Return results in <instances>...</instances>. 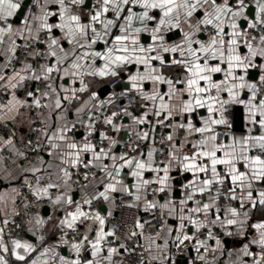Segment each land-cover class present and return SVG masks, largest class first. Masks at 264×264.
I'll use <instances>...</instances> for the list:
<instances>
[{
	"label": "snow or ice",
	"instance_id": "snow-or-ice-1",
	"mask_svg": "<svg viewBox=\"0 0 264 264\" xmlns=\"http://www.w3.org/2000/svg\"><path fill=\"white\" fill-rule=\"evenodd\" d=\"M0 56V68L12 69L11 74L0 70V92L10 96L6 101L0 96V123L15 124L22 116L19 123L28 129L19 137L24 151L15 146L18 129L0 136V146L13 154L15 159H8L18 170L13 176L5 168L0 180H21L37 201L63 207L62 216L49 214L45 220L37 215L29 221L34 228L50 224V236L60 233L57 244L29 259L37 251L32 243L11 239V248L5 243V218L0 252H10L19 264H126L133 254L132 264H146L145 253L147 264H180L181 257L184 264H215L207 254L224 244L213 228L230 237L231 229L242 235L248 226L257 233L249 243L260 251L245 244L240 252L252 258L251 264H264V220L247 224L253 210L264 211V0H0ZM93 82L111 85V94L101 98ZM18 89L25 91L23 99ZM84 93L88 98L69 119L73 101ZM120 98L127 103L118 105ZM134 102L142 109L138 115L129 110ZM236 105L245 112L240 135L233 130ZM108 108L116 110L103 111ZM200 109L205 115L193 123ZM177 116L179 121L167 123ZM124 117L131 123L117 122ZM101 119L113 133L131 130L135 140L129 135L118 141L100 131L94 143ZM35 121L40 127H32ZM157 128L171 131L157 141ZM80 129L83 135L77 139ZM177 130L185 134L179 143ZM157 142L165 147L156 148ZM28 152L37 154V162L17 164L28 160ZM173 169L190 174L180 183L178 198ZM38 173H47L48 179L41 183ZM125 177L131 182L125 183ZM73 184L80 185L79 200ZM52 189L59 192L54 199ZM117 192L130 198L122 207L139 209L142 203L152 219L142 221L133 212L130 227L127 219L112 223ZM16 195L15 187L0 191V202L15 205ZM104 203L106 212L97 209ZM145 225L154 227L153 233L145 235ZM61 245L69 247L68 256L57 251ZM189 249L194 255H188ZM0 264H9L4 255Z\"/></svg>",
	"mask_w": 264,
	"mask_h": 264
},
{
	"label": "crops",
	"instance_id": "crops-1",
	"mask_svg": "<svg viewBox=\"0 0 264 264\" xmlns=\"http://www.w3.org/2000/svg\"><path fill=\"white\" fill-rule=\"evenodd\" d=\"M33 11L38 12V8L33 7ZM15 26H17V25L14 23V27ZM169 35L171 36V34H169ZM172 39H178V36H172ZM17 43L22 44L23 41L18 39ZM43 47H44V45L39 44V48L41 50L43 49ZM3 63H4V57L0 56V66H2ZM14 64H15V68L17 70H19V68L21 67L20 63L14 62ZM0 70H2L3 72H5L7 74H11V72H12L11 68H0ZM76 86H78V85H76ZM91 87L94 90H97L101 93V98H105L106 96L111 94V91L109 92V90H108V88H111V87L107 83L93 82ZM147 87L150 88V85H147ZM161 88H162V90H164V89H166V86L162 85ZM104 89H105V91H103ZM111 90H113V88H111ZM16 94L18 97L23 99L25 96V91L23 89H18ZM8 98H10L9 95L7 96L6 99H8ZM87 98H88V94L84 93V94H81V98L79 101H73V103L71 105V110L68 113L69 119L75 118V114H76L75 109L77 107H79L84 102V100H86ZM44 102H46V101H44ZM116 103L118 105L122 106V105L126 104L127 102L123 98H120L116 101ZM236 106L243 107L242 105H236ZM111 110H116V109L108 108V109H105L103 111L110 112ZM129 110L133 111L134 114H137V115L140 113V111H142L139 104L135 103V102L133 103L132 106L129 107ZM20 111L24 112L25 109H21ZM42 111L46 112L47 109H42ZM34 113H35V110H31L29 112V115L33 116V118H34ZM204 115H205V111L203 109H200L199 114H193L191 119L193 120V123H198L199 119ZM244 116H245V112H244ZM22 119H24L22 116H17L16 117L17 122L15 124L11 120L3 122V123L8 124L11 127V132L14 129H18V131H16V137H14V142H15V146L17 149H19L18 148V143H20L19 137H21L25 133H28L27 127L22 126L19 123V121H21ZM85 119H86V117H85ZM179 120H180V117L177 116L175 118V121H169L167 123H175L176 121H179ZM121 122L126 124V125L131 123L127 117H124ZM244 124H245V120H244ZM32 127L38 128V127H40V124L37 121H35L33 123ZM96 127H97L98 131L96 134H94L95 139H98V134L100 131L108 132L109 135H112L118 141H121L122 137L126 141L127 138L129 137V135H131V137H135V133L132 132L131 130L122 129L120 133H113V132L109 131V129L103 125L102 119L97 122ZM140 127L143 128L146 126H140ZM169 131H171V129H169V128H164V129L157 128V141H159L161 135H167V133ZM31 134H33V133H30L29 135H31ZM235 134L240 135L242 133H235ZM82 135H83V129H80V131L77 133V139H79ZM174 135L176 137L177 143H179V141L184 138L185 134H184L183 130H177L174 133ZM189 139H193V138L190 137ZM147 143L150 144L151 142L148 141ZM158 144H159V142L156 143V145H155L156 148H157ZM187 147H190V145ZM3 149H8V148L4 147V146H0V177H3L5 168L12 170L13 176H15L16 171H18L16 168V165L12 164L10 167H6L2 161L1 151ZM120 149H121V143H118L116 145V147L114 148V151L119 152ZM14 159H15V157H14ZM44 159L47 160L49 158L46 155H44ZM28 163L29 162H27V161L17 160V164L27 165ZM176 174H179V176L176 177L175 176ZM28 175H29V178L32 179V182L35 183V180H34V178L31 177V174H28ZM37 175H41L43 177L41 183H43L44 181H46L48 179L47 173H38ZM147 175H151V174L146 173V176ZM170 175L173 177L172 183H173V195H174L175 190L179 189L178 187H176L174 185L175 181L178 179H181L183 176H188V178H190V174L181 173L178 170L173 169V171L170 173ZM53 179H55V177H53ZM130 182H131L130 178L125 177V183H130ZM21 184H22V181L15 179V178L12 179L10 183L8 181H5V180H0V191L9 190L10 188L15 187V188H17V190L19 192V195L15 196V205H13V203L11 201H8L7 203L0 202V221L7 218V219H9V225L10 224H23L27 227V232H28L27 237H26V239H24L22 241H27L29 243H32L34 246H36V249H37V251L35 253H32L31 256L29 257V259H31V258H34L42 250V248L57 244L58 237H59L60 233L57 232L56 236H50L46 231V229L50 228V224H46L44 226H36L34 228L33 224L29 223V221L32 220V218L37 216V215L43 217L45 220H47L49 214H52V215L57 216V217L62 216L63 215V207L57 206L55 209H53V205H52L51 201L44 199L43 201H45L46 204L39 207V209L36 211V213L33 214L32 216H30L29 214L26 213L25 205L29 206L31 204V202L36 198L34 196H32L31 192L29 191V189L26 186L22 187ZM60 191H63V190L61 189ZM180 191L182 193V190H180ZM50 192L52 193L53 199L55 198V195L59 194V192L56 189H52V190H50ZM150 192L151 191H149L148 199H151L150 198ZM22 194H24V197L21 198ZM72 194L74 195V198L77 200H79L81 198L80 190L78 188H76L74 185H72ZM120 195H122V193H119V192L113 194V196L115 197L114 205L112 207L113 215L115 213L116 200ZM158 199H161V197H159ZM162 202H163V199H161V203ZM222 203L227 204L229 202L223 201ZM231 203H232V206L239 208L238 203H236V202H231ZM102 208L106 212V210L108 208L107 203L102 204ZM139 209L141 211L145 212L143 210V204L142 203H141V206ZM14 213H18V214H14ZM102 214H105V213H102ZM260 220H264V211L253 210V214L250 216L247 224L250 226L251 224L259 222ZM12 221H14L15 223H13ZM169 223L175 224L176 221L169 218ZM8 226H7V228H8ZM7 228L5 230L6 234H5L4 239H5V243H7L9 248H11L10 241H11V239H16V238L12 234L8 235L9 232L7 231ZM30 229H31V231H30ZM231 230L233 231V235L229 237V236H225L223 233V230L219 229L218 227L213 228V231L215 233L218 232L220 234L219 238L222 240L224 247L222 250H218L216 252L209 251V253L207 254L208 261L212 262L213 260H215V264H251L252 258L247 257V256H243V254L240 252V249H242L245 244H248L250 251L256 252V253H258L260 251L258 246L249 243V241L257 235L256 231L254 229H252L251 227H248V226H246L245 232L242 235L237 234L235 228H233ZM40 235H45V237H46L45 240L42 242L38 241V239H37V237ZM226 241H228V243H226ZM209 244L212 245V247H215L214 241H209ZM57 251L61 255L68 256L70 250H69L68 246L61 245V246L57 247ZM0 255H4L5 258L8 260L9 264H19V262H17L15 260V258L11 255L10 252L9 253L0 252ZM83 255L85 257H88L89 253L85 252V253H83ZM120 259H121V257H114V260H120ZM153 264H157V262L153 261Z\"/></svg>",
	"mask_w": 264,
	"mask_h": 264
},
{
	"label": "built area",
	"instance_id": "built-area-1",
	"mask_svg": "<svg viewBox=\"0 0 264 264\" xmlns=\"http://www.w3.org/2000/svg\"><path fill=\"white\" fill-rule=\"evenodd\" d=\"M37 48H39V45H37ZM41 50V49H40ZM21 59H23V56L20 57ZM29 63H32L33 61L30 59L28 61ZM41 63H43V61L41 60L40 61ZM33 85L32 82H28V87L31 88ZM111 88L112 86L109 85ZM41 88L44 87V85H40ZM0 96H3L6 100L8 94L7 93H4V92H0ZM126 102H127V99L123 98ZM42 111V110H41ZM39 123V121H37ZM118 123H121V121H117ZM11 132V127L6 124V123H0V136H4V135H7ZM30 138H32L33 140L35 139V133L31 134L30 135ZM128 139V138H127ZM133 140H135V137H132ZM98 141V139H95L93 137V142L96 143ZM149 146V144L147 142H144L143 144H141V148L146 150L147 147ZM165 147V145H162V144H158L157 145V148L158 149H163ZM18 148L21 150V151H24V147H23V144L22 143H18ZM121 150V149H120ZM26 155L28 156V160L27 162H30V163H33L35 164L37 161H36V156L37 154L36 153H31V152H28L26 153ZM40 155H44L43 153H41ZM9 157H11L12 159H14V156L13 154L8 150V149H3L1 151V158H2V161L4 163V165L6 167H10L12 165L11 161L8 159ZM163 159L162 156H158L157 157V160H161ZM73 179H76V177H73ZM76 188H80V185L78 184H73ZM24 197V194L21 195V198ZM160 196H157L156 198L158 199ZM123 198V199H122ZM150 198L152 199V195H151V192H150ZM130 202V198L127 197L125 194H122L120 195L117 200H116V205H115V213L113 215V219L111 220L112 223H116L117 220H124V219H127L128 220V226L130 227L131 226V216H132V213L135 212V214L137 216H139L141 218V220H151L152 219V213L151 212H143L141 211L140 209H126L124 207H122V204H125V203H128ZM46 202L43 201V200H40V201H37L36 199H34L31 204L26 208V213L29 214L30 216H32L33 214L36 213V211L39 209V207L45 205ZM102 207V205H97V209L99 210L100 208ZM156 215L158 216L159 215V212L157 211ZM156 224V221L153 220V226ZM17 225H19V227H17ZM7 231L12 234L16 239H21V240H24L26 239L27 237V227L23 224H10L7 228ZM121 231L123 232H127L128 231V227H124V226H121ZM154 231V227H150L148 225H145V229H144V232H145V235H148V234H151L153 233ZM71 232H69V238L71 239ZM216 235L217 236H220V234L218 232H216ZM203 238V237H202ZM127 243L131 244L132 242L131 241H128ZM190 250V249H189ZM140 249H137V252H139ZM175 250L173 249V252ZM189 255V253H188ZM136 259V255L133 254V256L127 260L126 264H132V261H134ZM149 257H148V254L145 253V262L147 264V261H148ZM181 259H183V257H181Z\"/></svg>",
	"mask_w": 264,
	"mask_h": 264
},
{
	"label": "water",
	"instance_id": "water-1",
	"mask_svg": "<svg viewBox=\"0 0 264 264\" xmlns=\"http://www.w3.org/2000/svg\"><path fill=\"white\" fill-rule=\"evenodd\" d=\"M253 72H255V70H252ZM109 92L112 91L111 88H108ZM119 87L115 88V91L119 92ZM105 91V89L103 90ZM232 111L235 113L237 119H236V123L234 124V133H243L244 131V109L243 107L240 106H234V108L232 109ZM127 122V121H126ZM176 177L179 176V174L175 175ZM184 177L183 176L181 179H178L175 181V186L179 188L180 183L184 182ZM181 194V191L175 190L174 192V196L178 198V196ZM226 243H228V241H226ZM194 255V253L191 252V249L189 250V256ZM180 264H184V258L180 260Z\"/></svg>",
	"mask_w": 264,
	"mask_h": 264
}]
</instances>
